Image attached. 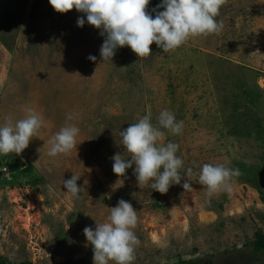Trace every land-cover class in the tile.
Segmentation results:
<instances>
[{"label":"rangeland","instance_id":"rangeland-1","mask_svg":"<svg viewBox=\"0 0 264 264\" xmlns=\"http://www.w3.org/2000/svg\"><path fill=\"white\" fill-rule=\"evenodd\" d=\"M217 20L218 35L175 52L153 43L152 54L139 58L125 46L103 61L106 34L84 13H58L49 0H0V123L6 115L22 118L25 107L45 121L20 155H0L8 167L0 175L2 255L93 264L83 229L95 230L123 199L139 217L134 264H264V253L251 246L255 232H264V0H227ZM165 109L183 121L182 133L166 132L165 143L179 144L184 166L181 183L161 194L150 184L138 187L135 165L114 174L112 157L130 160L120 131L148 113L156 124ZM68 114L80 129L77 150L49 157L47 141ZM194 162L224 163L241 175L231 192L208 198ZM25 167L27 175L12 180ZM189 167L197 177L185 192ZM73 174L79 198L63 186Z\"/></svg>","mask_w":264,"mask_h":264},{"label":"clouds","instance_id":"clouds-1","mask_svg":"<svg viewBox=\"0 0 264 264\" xmlns=\"http://www.w3.org/2000/svg\"><path fill=\"white\" fill-rule=\"evenodd\" d=\"M227 0H163V11L153 18L146 9L149 0H49V4L58 13H67L75 8L84 13L87 23L101 29L106 38L101 46L103 61H111L117 48L129 47L139 58L150 56V45L155 43L163 52H175L189 40L218 35L223 29V21L217 20L221 8ZM83 17L77 25L82 27ZM95 61V56H89ZM22 118L4 117L0 123V155L15 153L20 155L33 137H38L44 127V117L32 107L23 109ZM74 119L72 114L66 117V123L48 139L49 157L70 155L77 150L78 126L67 121ZM166 130V131H165ZM183 130V121H177L173 112L162 110L156 124L152 123L151 113L142 116L138 122L131 123L120 131V144L128 153V160L117 153L112 157V170L117 176H124L126 170L134 168L138 187L150 184L154 191L166 194L173 185L181 183L180 170L184 166L182 158L176 155L179 144L165 143L166 132L179 135ZM199 168L198 183L205 189L208 198L220 192H231L235 178L241 175L238 168L233 169L224 163H204ZM187 179L182 187L192 190L189 181L197 177L193 168L186 170ZM80 176L75 174L63 180L66 192L72 198H79L83 190L78 186ZM139 217L133 205L123 199L117 206L110 208L106 221L96 223L95 230L85 227L83 234L92 245L93 264H134L136 249L140 240L135 234Z\"/></svg>","mask_w":264,"mask_h":264},{"label":"trees","instance_id":"trees-1","mask_svg":"<svg viewBox=\"0 0 264 264\" xmlns=\"http://www.w3.org/2000/svg\"><path fill=\"white\" fill-rule=\"evenodd\" d=\"M163 0H149V4L147 6L146 11L153 16V18H155V15L157 14L158 11H162L163 8L160 7L158 8L157 6L162 4ZM8 168V167H7ZM13 170H10L9 168V172ZM15 171V170H14ZM29 172V168L25 167L22 168L21 170H19L16 174V172L14 174H11L12 180L16 179V177H20V176H25L27 175L26 173ZM2 175V174H0ZM35 183V182H32ZM263 194V192H261ZM263 197V196H262ZM264 198V197H263ZM251 246H252V250L255 253H264V232L261 231H256L254 234V240L251 242ZM0 264H34L31 261H21V262H14L11 261L7 256L2 255L0 253ZM63 264H68V263H63ZM178 264H201V262L198 261H184V260H179Z\"/></svg>","mask_w":264,"mask_h":264},{"label":"built area","instance_id":"built-area-1","mask_svg":"<svg viewBox=\"0 0 264 264\" xmlns=\"http://www.w3.org/2000/svg\"><path fill=\"white\" fill-rule=\"evenodd\" d=\"M8 168L4 165H0V174L2 175H8Z\"/></svg>","mask_w":264,"mask_h":264}]
</instances>
